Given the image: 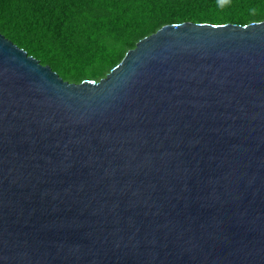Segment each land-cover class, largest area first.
Segmentation results:
<instances>
[{
	"label": "water",
	"instance_id": "water-1",
	"mask_svg": "<svg viewBox=\"0 0 264 264\" xmlns=\"http://www.w3.org/2000/svg\"><path fill=\"white\" fill-rule=\"evenodd\" d=\"M0 264H264V20L79 83L0 34Z\"/></svg>",
	"mask_w": 264,
	"mask_h": 264
},
{
	"label": "trees",
	"instance_id": "trees-1",
	"mask_svg": "<svg viewBox=\"0 0 264 264\" xmlns=\"http://www.w3.org/2000/svg\"><path fill=\"white\" fill-rule=\"evenodd\" d=\"M264 20V0H0V34L63 80L104 77L164 25Z\"/></svg>",
	"mask_w": 264,
	"mask_h": 264
}]
</instances>
